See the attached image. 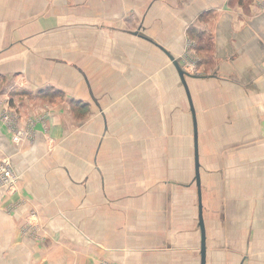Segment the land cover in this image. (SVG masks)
<instances>
[{
	"label": "crops",
	"instance_id": "1",
	"mask_svg": "<svg viewBox=\"0 0 264 264\" xmlns=\"http://www.w3.org/2000/svg\"><path fill=\"white\" fill-rule=\"evenodd\" d=\"M254 1L0 0V161L17 179L11 193L0 185V264H199L193 114L206 264H239L245 246L243 264H264V2ZM140 27L214 75L186 78L193 114L167 54L132 33ZM35 38L25 51L58 52L51 60L81 79L16 84L12 42Z\"/></svg>",
	"mask_w": 264,
	"mask_h": 264
},
{
	"label": "rangeland",
	"instance_id": "2",
	"mask_svg": "<svg viewBox=\"0 0 264 264\" xmlns=\"http://www.w3.org/2000/svg\"><path fill=\"white\" fill-rule=\"evenodd\" d=\"M237 1L239 2V5L243 6L245 8L246 5H248V3H250L251 1L254 0H228L229 6L232 7V5L235 3L237 4ZM256 1V0H255ZM254 1V2H255ZM258 2H264V0H257L255 2V4H258ZM67 36H50V37H43L45 39H47L46 45L44 46L46 48H50L52 46H56L55 44V39H65ZM52 38V40L50 41V43L48 42L50 39ZM37 38L35 39H22L21 42H23V44L20 46V43L15 41L12 42L13 44L11 45L13 48V61L12 64L15 65V69L13 70L15 72V74H13V80L16 81V84H21L23 82V80H27V78H29L30 80L32 79H36L39 78L42 82L45 81H56L57 77H61V76H66V75H70V74H75L77 75L79 79H81L80 73L78 71H76L75 69L73 70L72 67L70 66H66V67H62L61 64H57L56 61L54 62L53 60H51V57H57V58H61V56H59L58 52H51V50L49 51V49L47 50H40V52H33L30 50H26L25 48H23L22 46L26 44L27 42V47L31 46L30 49H33L36 44H37ZM16 42V44H15ZM40 44V43H39ZM16 45V46H14ZM20 46V47H19ZM22 47V49H21ZM16 49V51L18 52H14V50ZM21 49V50H20ZM78 51V50H77ZM78 53V52H76ZM54 55V56H53ZM64 56H67V54ZM262 56H264V53L262 54ZM68 58V56H67ZM25 60V62H27V67H24L23 69H17L16 67L20 68L21 65V61ZM262 63L264 64V60L262 61ZM183 67L186 68V70L188 71H195L196 73L200 72L202 70V67H199V62L197 59V56H195L193 54V52L188 51L185 55V57L183 58ZM199 74V73H198ZM3 103L0 101V105H2ZM6 116H3L4 119H7ZM146 130L149 132V130H151V125L150 126H146L145 127ZM29 129V128H28ZM18 132V130H17ZM2 161V160H1ZM216 205V204H215ZM241 239L239 238V243H241ZM241 245V244H239ZM239 249H241L239 247ZM213 253L216 255V251L214 250ZM218 256V255H217ZM216 260V259H215ZM209 264H223L220 261V258L218 256L217 258V262H210ZM225 264V262H224Z\"/></svg>",
	"mask_w": 264,
	"mask_h": 264
},
{
	"label": "water",
	"instance_id": "3",
	"mask_svg": "<svg viewBox=\"0 0 264 264\" xmlns=\"http://www.w3.org/2000/svg\"><path fill=\"white\" fill-rule=\"evenodd\" d=\"M142 27V26H141ZM141 27L138 29V31L136 32H132L133 34H138V36L141 37L142 34L139 33V30L141 29ZM144 38H146L147 40L151 41L153 44H155L156 46H158L159 48H161V50L163 52H165L167 54V56L169 57L172 65L174 66V68L177 70L179 79H180V83H182L184 89H185V93L186 96L188 98L189 101V105H190V110L192 111L193 114V105H192V100L190 98V94H189V90H188V85L186 83V78L189 77H193V78H200V79H204V77H214V75H208V74H198L195 71H187L186 68L183 67V65L181 64V57H175L174 54L169 53L164 47H162L160 44L156 43L153 39L146 37L145 35H142ZM193 129H194V144H195V153H194V159H195V181H196V186H197V205H198V225H199V229H200V236H201V242H200V263L199 264H206V256H207V251H206V236H205V228H204V220L202 219V206L201 205V190H200V175H199V159H198V150H197V144H196V133H197V129L195 126V116L193 114Z\"/></svg>",
	"mask_w": 264,
	"mask_h": 264
},
{
	"label": "built area",
	"instance_id": "4",
	"mask_svg": "<svg viewBox=\"0 0 264 264\" xmlns=\"http://www.w3.org/2000/svg\"><path fill=\"white\" fill-rule=\"evenodd\" d=\"M16 175L11 169V164L8 159L0 161V185L5 188L7 192H13L16 187Z\"/></svg>",
	"mask_w": 264,
	"mask_h": 264
},
{
	"label": "flooded vegetation",
	"instance_id": "5",
	"mask_svg": "<svg viewBox=\"0 0 264 264\" xmlns=\"http://www.w3.org/2000/svg\"><path fill=\"white\" fill-rule=\"evenodd\" d=\"M244 250L246 251V253L248 252V250H247V247L245 246L244 247ZM245 251H243V253H242V255L240 256V261H239V264H243V262H244V260L246 259V257H247V254L245 253ZM246 256V257H245ZM228 259V263L227 264H232V258H231V256L230 257H227ZM216 259V256L214 255V260ZM222 263V262H221Z\"/></svg>",
	"mask_w": 264,
	"mask_h": 264
}]
</instances>
